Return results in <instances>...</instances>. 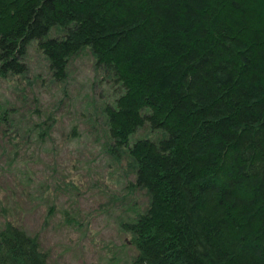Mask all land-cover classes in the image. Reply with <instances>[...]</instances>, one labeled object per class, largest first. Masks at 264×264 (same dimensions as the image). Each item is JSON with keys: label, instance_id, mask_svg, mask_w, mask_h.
Instances as JSON below:
<instances>
[{"label": "trees", "instance_id": "16d2710c", "mask_svg": "<svg viewBox=\"0 0 264 264\" xmlns=\"http://www.w3.org/2000/svg\"><path fill=\"white\" fill-rule=\"evenodd\" d=\"M34 43L55 81L89 51L117 87L105 150L147 198L121 224L128 264H264V0H0V80L27 73ZM16 111L0 107L15 159L56 121ZM0 264L49 263L8 222Z\"/></svg>", "mask_w": 264, "mask_h": 264}, {"label": "rangeland", "instance_id": "374dc122", "mask_svg": "<svg viewBox=\"0 0 264 264\" xmlns=\"http://www.w3.org/2000/svg\"><path fill=\"white\" fill-rule=\"evenodd\" d=\"M27 53V73L0 80V107L22 119L40 108L56 119L55 133L43 147L24 144L16 159L0 154V230L8 222L23 227L49 264H128L135 248L121 224L147 198L131 193L133 173L127 178L105 150L101 111L117 87L89 51L71 60L69 79L58 82L35 43Z\"/></svg>", "mask_w": 264, "mask_h": 264}]
</instances>
